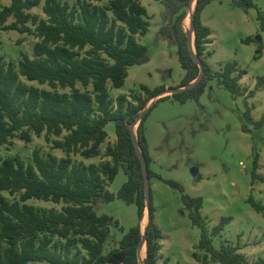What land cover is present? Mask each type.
<instances>
[{"label":"trees","instance_id":"trees-1","mask_svg":"<svg viewBox=\"0 0 264 264\" xmlns=\"http://www.w3.org/2000/svg\"><path fill=\"white\" fill-rule=\"evenodd\" d=\"M165 5V23L159 35L177 45L181 65L186 75L180 85L188 84L200 73L193 59L184 21L193 0H160ZM213 0H196L192 28L194 44L205 65V74L193 87L159 97L143 114L137 126V136L149 166V177L162 178L150 168L151 157L145 130V120L160 101L172 97L185 102L199 100L207 81L216 78L234 95L251 97L256 90L242 88L240 80L247 72L237 61H228L221 71H213L206 61L207 45L212 42L211 28L201 20L202 10ZM41 0H11L0 10V29H15L34 33L33 56L23 52L18 64L6 62L0 56V147L12 144L19 137L32 141V134L50 139L51 134L63 136L53 140L55 148L66 155H44L33 151L31 161L20 154L2 158L0 152V264H140L137 250L142 241L141 221L147 199L140 155L135 147L130 125L136 121L148 102L164 90L142 85L144 94L133 92L112 96L111 87H122L129 75V66L150 59L149 48L137 35L149 31L147 7L140 0H110L95 4L78 0L71 5L66 0H45L46 17L31 11ZM244 9L255 5L254 0H235ZM112 13V16L110 15ZM10 17L14 20L7 23ZM264 29V14L260 12ZM34 25V26H33ZM1 44V41H0ZM48 84L50 88L29 84L22 79ZM257 89L264 86V77L258 79ZM81 84L83 86L79 87ZM91 86V88H89ZM69 88V90H61ZM248 118L252 121L249 110ZM115 122L117 140L102 152L101 145L109 137L106 126ZM264 124V115L255 121ZM102 155L109 157L99 163L74 162L73 156ZM128 178L117 194L109 190L120 169ZM181 192L184 207L194 225L202 229L199 248L193 256L198 264H209L210 259L221 264H251L240 252V245L230 241L220 249L213 245L212 236L222 233L229 217H224L209 233L202 215L203 197L191 196L177 180L164 179ZM20 194L14 201L3 192ZM116 197L138 207L139 224L124 233L116 244L107 248L111 235L112 218L99 214L96 205ZM31 198L63 203L62 209L39 208L27 203ZM259 211L264 205L252 200ZM150 220L146 231V257L143 264H159L163 232L155 222V206L151 189ZM115 225L124 228L118 220ZM166 258L162 264H168Z\"/></svg>","mask_w":264,"mask_h":264},{"label":"rangeland","instance_id":"rangeland-1","mask_svg":"<svg viewBox=\"0 0 264 264\" xmlns=\"http://www.w3.org/2000/svg\"><path fill=\"white\" fill-rule=\"evenodd\" d=\"M66 1L79 6L78 0ZM89 1L107 4L110 0ZM140 1L147 7L151 24L149 31L145 35H137V38L148 46L150 59L129 66L125 84L118 88L111 87L114 97L133 92L144 94L142 85L152 89L159 86L177 87L186 75L177 45L159 35L165 23L164 3L160 0ZM254 2L255 5L246 10L235 0H213L202 10L201 20L212 31V42L207 45V51L212 54L206 56V61L213 71L223 70L228 61H237L239 68L247 70L240 80L242 88L254 89L256 94L251 97L234 95L214 78L207 81L199 100L181 102L172 97L160 100L145 120L150 168L162 177L153 176L150 179L156 209L155 222L163 232L159 264L166 258L169 259L168 264H198L193 252L197 251L201 256L205 253L199 248L202 229L192 223L181 192L164 179L177 180L191 196L203 197L201 211L207 220L209 233L222 218H230L222 233L212 236L215 248L220 249L223 243L230 241L236 246L240 245V252L251 264H264V210H257L252 203L254 200L264 205V124L261 127L255 125V121L261 120L264 115V86L256 88L259 77H264V29L259 17L260 12L264 14V0ZM10 3L11 0H0V10ZM44 3L45 0H41L31 11L46 17ZM195 5L194 1L184 21L185 30L190 29V17ZM13 20L14 17H10L7 23ZM37 40L34 33L0 29V56H4L6 62L18 64L23 52L33 56ZM22 79L29 84L50 88L48 84L29 81L23 76ZM78 86L83 88L81 84ZM248 110L254 121L248 118ZM106 130L109 137L101 145L102 152L109 143L115 144L117 140L114 121L107 124ZM56 138L63 136L51 134L47 139L45 132L39 136L33 133L30 142L15 137L12 144L0 147L1 156L20 154L28 162L32 159L33 151L39 149L44 155L52 153L60 158L66 153L54 147L53 140ZM108 158L102 155L73 156L74 162L87 165ZM194 167L198 168L196 175L192 171ZM127 178L121 168L116 179L110 183L109 190L117 194ZM3 194L11 201L20 198L19 193L4 191ZM27 203L58 210L64 205L38 198H31ZM95 208L99 214L112 218L111 235L106 242L108 249L130 228L139 224L137 205L127 203L122 198L99 202ZM145 217L147 210L141 221L142 231L147 224ZM114 220H118L124 229L117 227ZM140 264H143L142 260ZM209 264L221 263L210 259Z\"/></svg>","mask_w":264,"mask_h":264},{"label":"water","instance_id":"water-1","mask_svg":"<svg viewBox=\"0 0 264 264\" xmlns=\"http://www.w3.org/2000/svg\"><path fill=\"white\" fill-rule=\"evenodd\" d=\"M194 1L196 2V0H193L192 1V5H191L190 8H192ZM192 23H193V14L190 17V29L189 30H185V31H186V34H187L188 44H189L191 55H192L193 59L198 63V65L200 67V73H199V75H198V77L196 79H194L193 81L189 82L188 84L180 85V86H177V87L165 88L164 90L160 91L157 95H155L153 97L156 100L159 97H162L164 95L174 94V93H177V92H182V91H185V90L193 87L200 79L203 78V76L205 74V65H204L203 61L199 58V55L197 54V51H196V48H195L194 39H193L194 30L192 28ZM156 100H154L153 102H155ZM153 102H148L146 107L143 110H141V112H140L138 118L136 119V121L133 122L130 125L133 141H134L135 147H136V149H137V151H138V153L140 155V159H141V163H142V169H143V173H144V181H145V188H146V199H147V206H146L147 223L150 220V217H149L150 207L149 206H150V199H151V185H150V177H149V166H148L147 158L143 154V152L141 150V147L139 145L136 124L139 123V121L142 118L143 114L150 108V106L152 105ZM192 171L196 175L198 173V168L194 167V168H192ZM146 231H147V224H146L144 230L142 231L143 238H142V241L139 244L138 250H137L139 261L141 262V260H142L143 263H144L145 258H142V251H143V248L146 247V243H147V241H146Z\"/></svg>","mask_w":264,"mask_h":264},{"label":"bare ground","instance_id":"bare-ground-1","mask_svg":"<svg viewBox=\"0 0 264 264\" xmlns=\"http://www.w3.org/2000/svg\"><path fill=\"white\" fill-rule=\"evenodd\" d=\"M146 219H147V217H145V220H146ZM145 252H146V248L144 247V248H143V251H142V257H145V255H146Z\"/></svg>","mask_w":264,"mask_h":264},{"label":"crops","instance_id":"crops-1","mask_svg":"<svg viewBox=\"0 0 264 264\" xmlns=\"http://www.w3.org/2000/svg\"><path fill=\"white\" fill-rule=\"evenodd\" d=\"M136 128H137V124H136Z\"/></svg>","mask_w":264,"mask_h":264}]
</instances>
